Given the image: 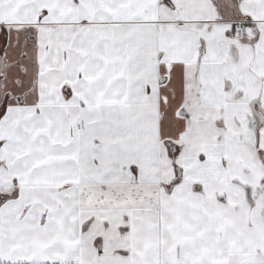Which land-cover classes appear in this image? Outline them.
I'll use <instances>...</instances> for the list:
<instances>
[{
	"label": "snow or ice",
	"instance_id": "obj_1",
	"mask_svg": "<svg viewBox=\"0 0 264 264\" xmlns=\"http://www.w3.org/2000/svg\"><path fill=\"white\" fill-rule=\"evenodd\" d=\"M0 264H264V0H0Z\"/></svg>",
	"mask_w": 264,
	"mask_h": 264
}]
</instances>
